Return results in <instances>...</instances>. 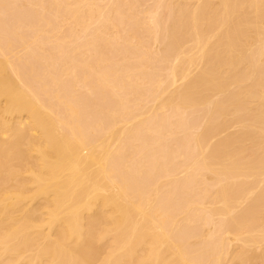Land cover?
<instances>
[{
  "label": "bare ground",
  "instance_id": "obj_1",
  "mask_svg": "<svg viewBox=\"0 0 264 264\" xmlns=\"http://www.w3.org/2000/svg\"><path fill=\"white\" fill-rule=\"evenodd\" d=\"M0 264H264V0H0Z\"/></svg>",
  "mask_w": 264,
  "mask_h": 264
}]
</instances>
